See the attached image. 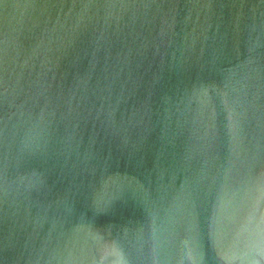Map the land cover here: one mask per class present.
<instances>
[{
	"label": "water",
	"instance_id": "1",
	"mask_svg": "<svg viewBox=\"0 0 264 264\" xmlns=\"http://www.w3.org/2000/svg\"><path fill=\"white\" fill-rule=\"evenodd\" d=\"M0 264H264V0H0Z\"/></svg>",
	"mask_w": 264,
	"mask_h": 264
}]
</instances>
